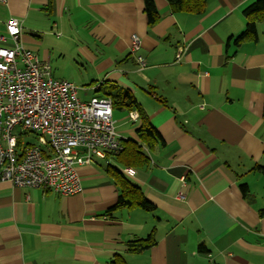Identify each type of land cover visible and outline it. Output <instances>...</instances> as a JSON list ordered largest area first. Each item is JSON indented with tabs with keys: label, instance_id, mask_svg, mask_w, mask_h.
<instances>
[{
	"label": "crops",
	"instance_id": "1",
	"mask_svg": "<svg viewBox=\"0 0 264 264\" xmlns=\"http://www.w3.org/2000/svg\"><path fill=\"white\" fill-rule=\"evenodd\" d=\"M154 1V23L145 0L0 1V34L19 18L21 41L56 79L68 80L46 44L57 37L93 96H109L104 85L133 94L139 107H114V118L149 157L126 176L155 206L112 209L120 187L107 166L125 167L115 157L80 166L73 195L2 181L0 264H264V20L257 41L236 42L256 0H207L200 14ZM141 112L164 142L139 135ZM150 236L153 246L129 251Z\"/></svg>",
	"mask_w": 264,
	"mask_h": 264
},
{
	"label": "built area",
	"instance_id": "2",
	"mask_svg": "<svg viewBox=\"0 0 264 264\" xmlns=\"http://www.w3.org/2000/svg\"><path fill=\"white\" fill-rule=\"evenodd\" d=\"M22 29L21 20L13 17L0 34V182L80 193L79 167L123 148L114 101L110 96L79 98L72 82L56 79L49 62L25 46ZM132 40L133 49H139L140 38ZM138 60L145 65L142 57ZM130 115L139 116L136 110ZM18 127L36 133L37 143L24 142ZM122 171L128 176L137 172L133 166Z\"/></svg>",
	"mask_w": 264,
	"mask_h": 264
},
{
	"label": "trees",
	"instance_id": "3",
	"mask_svg": "<svg viewBox=\"0 0 264 264\" xmlns=\"http://www.w3.org/2000/svg\"><path fill=\"white\" fill-rule=\"evenodd\" d=\"M172 6L178 11H188L196 14L202 13L207 4V0H168ZM146 12L149 17V22L154 23L158 18L156 4L154 0H145ZM244 14L248 19L246 29L236 38V42H241L252 39L257 41L258 39V23L264 20V0H256L244 9ZM101 90L107 95L112 96L114 101V107L121 109L127 108L132 110L138 108L139 104L129 91L115 92L107 90L105 87H101ZM142 124L139 128V135L147 141H160L164 142L159 131L150 122L148 116L143 112L140 113ZM108 157H115L120 166H141L149 162L148 155L144 152L142 145L136 140L129 138L123 140V148L116 153H109ZM108 172L112 175L118 186L120 187L119 200L112 209H118L122 207H135L140 206L147 210H153L155 206L149 202L141 188L133 183L129 177H127L122 169L116 165H108ZM264 170L263 166L258 167ZM243 191L247 192L248 187L246 184L242 186ZM261 214L264 215V208L261 210ZM156 243L153 236L148 238L132 240L127 243L128 249L132 253L140 252L147 248H150ZM111 264H128L121 255H117Z\"/></svg>",
	"mask_w": 264,
	"mask_h": 264
},
{
	"label": "rangeland",
	"instance_id": "4",
	"mask_svg": "<svg viewBox=\"0 0 264 264\" xmlns=\"http://www.w3.org/2000/svg\"><path fill=\"white\" fill-rule=\"evenodd\" d=\"M56 39L59 40L57 37ZM58 40H55L54 38L46 39L47 46H51L53 49L51 51L54 59V70L62 76V78H67L70 82L73 84L75 83L76 86L79 87L78 96L82 100L90 99L95 95L93 86H91V84H83L80 83V81L74 80V76H79L80 73L77 72L78 70L74 69V58L71 53L72 49L69 44H64L62 41L60 42ZM86 89L88 90V93L85 91ZM122 114V112L117 110L114 113L115 117H119ZM16 132L24 142L31 141L32 143H37L38 135L36 133H24L20 127L16 129ZM95 160L100 162L105 161V159H100L98 157H95Z\"/></svg>",
	"mask_w": 264,
	"mask_h": 264
}]
</instances>
